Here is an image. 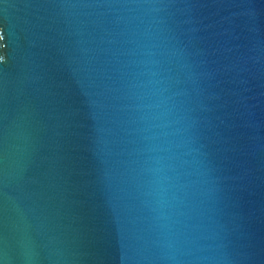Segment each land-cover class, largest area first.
Masks as SVG:
<instances>
[{
	"label": "water",
	"instance_id": "water-1",
	"mask_svg": "<svg viewBox=\"0 0 264 264\" xmlns=\"http://www.w3.org/2000/svg\"><path fill=\"white\" fill-rule=\"evenodd\" d=\"M0 264H264V0H0Z\"/></svg>",
	"mask_w": 264,
	"mask_h": 264
},
{
	"label": "snow or ice",
	"instance_id": "snow-or-ice-1",
	"mask_svg": "<svg viewBox=\"0 0 264 264\" xmlns=\"http://www.w3.org/2000/svg\"><path fill=\"white\" fill-rule=\"evenodd\" d=\"M0 39H3V37H2V36H0Z\"/></svg>",
	"mask_w": 264,
	"mask_h": 264
},
{
	"label": "clouds",
	"instance_id": "clouds-1",
	"mask_svg": "<svg viewBox=\"0 0 264 264\" xmlns=\"http://www.w3.org/2000/svg\"><path fill=\"white\" fill-rule=\"evenodd\" d=\"M0 59H3L2 57H0Z\"/></svg>",
	"mask_w": 264,
	"mask_h": 264
}]
</instances>
